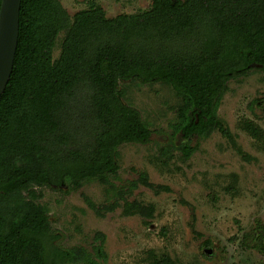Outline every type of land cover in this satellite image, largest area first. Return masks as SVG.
<instances>
[{
	"label": "trees",
	"instance_id": "obj_1",
	"mask_svg": "<svg viewBox=\"0 0 264 264\" xmlns=\"http://www.w3.org/2000/svg\"><path fill=\"white\" fill-rule=\"evenodd\" d=\"M254 69L264 71V0H152L143 10L116 16L93 0L73 15L60 0H22L14 68L0 97L3 264L108 261L101 231L91 248L62 246L33 186L79 188L98 180L115 192L114 201L103 205L83 195L98 215L123 201L126 214H139L147 224L154 217L153 203L128 195L140 185L155 193L171 191L169 186L153 183L144 170L126 185L115 182L119 147L147 142L152 134L141 112L125 101L128 82L162 81L181 98L172 126L182 137L177 150L184 160L198 149L194 137L216 130L246 157L219 109L229 80ZM242 128L264 145V129L254 121L244 120ZM172 149L161 154L167 157ZM247 238L246 247L264 249L259 231L252 243ZM203 255L212 257L206 249ZM153 257L151 264H177L169 254Z\"/></svg>",
	"mask_w": 264,
	"mask_h": 264
},
{
	"label": "rangeland",
	"instance_id": "obj_2",
	"mask_svg": "<svg viewBox=\"0 0 264 264\" xmlns=\"http://www.w3.org/2000/svg\"><path fill=\"white\" fill-rule=\"evenodd\" d=\"M73 15L88 7L90 0H60ZM92 1V0H91ZM108 16L135 13L152 0H93ZM59 48L55 56L59 55ZM125 101L136 107L149 123L152 134L144 143H124L119 147V178L116 184L139 177L146 171L156 184L171 191L155 193L140 185L129 200L156 207L147 224L139 214H126L123 201L115 211L98 215L84 194L97 204L112 203L115 192L98 180L73 186H33L37 201L49 210L51 227L61 235L64 247L82 244L89 248L96 231L106 234L107 262L102 264H151L153 255L169 254L177 264H264V249L243 245L247 235L259 231L264 247V145L242 128L246 119L264 129V71L254 69L228 82L219 116L236 134L244 157L218 130L210 136L193 138L198 149L188 160L177 150L182 137L175 134L177 108L181 98L162 81L141 84L133 80ZM257 100V103L253 101ZM172 147L164 157L163 148ZM176 147V148H175ZM24 195L30 197L29 191ZM192 206L194 207L192 209ZM213 246L204 247L205 240ZM211 249L206 258L204 250Z\"/></svg>",
	"mask_w": 264,
	"mask_h": 264
},
{
	"label": "water",
	"instance_id": "obj_3",
	"mask_svg": "<svg viewBox=\"0 0 264 264\" xmlns=\"http://www.w3.org/2000/svg\"><path fill=\"white\" fill-rule=\"evenodd\" d=\"M22 0H2L0 6V97L11 78L19 42ZM209 254L211 249L206 250ZM0 264H3L0 258Z\"/></svg>",
	"mask_w": 264,
	"mask_h": 264
}]
</instances>
